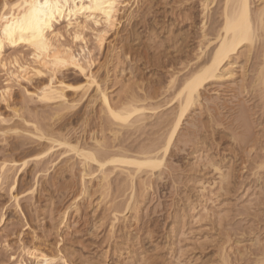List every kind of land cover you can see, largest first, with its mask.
<instances>
[{
	"label": "rangeland",
	"instance_id": "rangeland-1",
	"mask_svg": "<svg viewBox=\"0 0 264 264\" xmlns=\"http://www.w3.org/2000/svg\"><path fill=\"white\" fill-rule=\"evenodd\" d=\"M139 1L131 2L125 11L128 19L117 26L119 30L110 32L106 43L114 46L111 54L105 56L106 52L94 48L90 32L87 38L97 63L95 71L108 59L105 71L108 69L110 82L106 88L115 104L136 96L142 100L149 94L152 99L142 104L156 107L154 115L147 114L143 122L135 117L131 124L119 127L101 112L99 102L93 108L82 101L73 103L61 116H35L25 108L22 88L32 90L25 82L22 88H13L17 113L44 134L66 126L70 143L90 151L97 150L94 139L103 140L109 151L119 149L130 155H137L142 146L152 142L163 144L177 110L173 99L184 75L175 85L169 81L183 67L181 62L191 60L197 51L202 0L184 4L177 0ZM15 2L7 1L6 9ZM254 2L255 9L261 8V1ZM209 4L208 32L220 23L223 0H209ZM2 7L0 0V11ZM258 45L257 50L250 54L245 50L233 61L231 78L203 91L200 104L189 112L177 136L183 141L177 145L183 151L173 146L161 167L162 179H149L144 190L136 188L131 204L137 208L121 213L112 233L111 211H124L129 197L123 176L112 174L109 189L103 193L92 166L93 178L84 186L79 161L69 149V161L60 158L64 151L60 149L44 165L36 166L34 160L44 153L46 144L33 141L27 135L35 132L33 128L23 126L14 118L16 113L0 101L3 116L16 120L0 126L6 137L4 141L0 136V148L6 146L0 159L30 162L20 176L18 205L8 193L11 179L0 190V216L6 218L0 227V264H35L22 251V247L33 246L60 249L69 264H221L224 256L231 264H258L259 258L264 264V101L254 85L263 61L262 43ZM105 71L98 76L102 84ZM3 73L0 70V88L7 79ZM62 77L70 85L84 82L71 71ZM253 87L257 91L253 92ZM35 102L30 105H39L40 112L47 110ZM141 177L145 179L146 174Z\"/></svg>",
	"mask_w": 264,
	"mask_h": 264
},
{
	"label": "bare ground",
	"instance_id": "bare-ground-1",
	"mask_svg": "<svg viewBox=\"0 0 264 264\" xmlns=\"http://www.w3.org/2000/svg\"><path fill=\"white\" fill-rule=\"evenodd\" d=\"M7 1L9 0H3V7L0 11V70L4 72V75H7L5 87L0 88V101L7 109L18 115L16 117V114H14V118H19L18 120L23 126L33 128L34 133H26L31 135L33 141L46 144L44 153L38 155L37 159L34 160L37 161L35 162L36 166L41 163L44 165L60 149H64L60 154V158L63 160L68 158L67 161H69L67 151L69 149V151L75 152L79 161L80 179L84 186L86 180L93 178V167L96 168L98 173V187L103 193H106L107 188L109 189L112 174L119 173L123 176L122 183L126 187L125 189L122 184L123 190L125 189V192L129 191V197L124 211L122 209V212L119 210L114 211V209L113 212L111 211L110 233H112L116 222L120 220L121 213L133 211L135 207L137 208L136 205L131 204L136 188L140 186V189L143 188L144 190L149 179L160 180L164 176L161 167H163L166 158L172 152L173 146H176L177 150L180 149L178 144L182 140L177 139V136L189 112L197 104H200L203 91L215 83H222L231 78L233 76V65L235 64L233 61L237 60L245 50L249 54L257 50L259 48L258 44L261 43L263 61L258 71H256L254 85L259 90L261 100L264 101V41L262 42L264 40V0H257V2L261 1V8L258 9H255V0H223L219 14L220 23H216L217 27L210 28V32H208L207 27V14L210 11V4L209 0H202L201 13L203 20L200 27L201 40H199L200 43L196 48L197 51L191 60L181 62L180 65H183V67L180 70L177 69L178 71L172 74L171 81H169V85H175L174 82L178 77L184 75L180 81L179 91L177 90L178 93L176 92L177 95L175 94L173 99L176 102L177 110L175 116H173V122L169 124V130L166 131L167 137L164 143L161 142V145H159L156 144L158 141L155 140L157 142H152V144H148L149 146L146 145L145 147L143 144L142 147L144 148L139 149L137 155H130L119 149L117 151L113 149L116 152L109 151L110 148L104 147L105 144L102 145L103 140L94 139L97 150L95 148L92 151H98L99 155H96L90 151L91 149H85L84 146L82 148L79 143L72 145L68 138L70 132L66 126L56 131L50 129L51 133L44 134L36 124L22 118L15 108L17 103L15 104L13 100V88L16 86L22 88L24 82L32 88V90H29L25 86L22 89L24 96L27 98L24 100L26 104V107H24L28 109L27 112L35 116H42L43 113H47L52 117L61 116L73 106V103L82 101H88L93 108L99 102L101 112L106 114L112 120H110L111 122L120 125L119 127H122L121 124L123 126H125L124 124H131V119L133 120L135 117L140 118H138V122H143L147 118V114L154 115L156 107H148L147 104H142V102L152 99L149 94L142 96V100L137 99L138 96H136L129 101L126 100V102L121 99L118 102L119 105L115 104L106 88V85L110 82L108 69L105 71L108 59L106 58V61L102 62L95 71L97 63L87 38V33L90 32L95 41L94 48L98 49L99 53L106 52L105 56H108L114 49L113 45L106 43L110 32L116 28L118 29L117 26L123 22L122 20L125 17L128 19L125 11H128L130 5H132L131 2L139 4L140 1L115 0V7L108 9L107 14H105L104 9L100 11L89 10L90 5L95 8L97 0H59L60 7L49 10L46 16L39 15L38 12L29 7L33 3H43V0H17L10 9L7 8L8 10L6 9ZM177 1L178 4H184L189 0ZM50 2L56 3V0H50ZM101 2L107 5L111 0H101ZM37 17L39 23H37ZM34 34L38 37L34 44L23 42L30 40ZM8 51H12L14 54L8 56ZM22 52H24V56ZM25 54L27 58H25ZM102 70L106 72L103 76L104 86L102 80H98ZM70 71L83 79V84L78 86L67 84L62 76ZM257 89L254 88L252 91H257ZM33 101L41 103L42 107L48 111L41 110L42 112H40L37 107L39 105H30ZM139 103L142 105H139ZM262 107L264 106L262 105ZM14 121L16 120L7 118L0 112V126H9ZM114 123L111 125L115 126ZM50 127L52 128V126ZM4 134L5 132L0 130V136L3 140L6 138L3 137ZM113 134L115 138L118 136L116 131ZM5 147L0 148V154L6 150ZM179 151H183V149ZM67 161L65 160V162ZM29 163L27 161L19 163L14 160L1 161L0 159V190L11 179L8 193L17 205L20 198L17 194L20 176L26 171ZM70 165H67L66 168L73 172ZM141 174H146V178L143 179L144 177H141ZM121 175L119 176L121 177ZM84 186L83 192L86 193L87 188H84ZM5 221V214H2L0 216V227ZM22 251H25L35 264H69L60 249L45 250L33 246L27 249L22 247ZM11 260L15 261L16 259L11 257ZM258 260H260L258 264H261V259ZM221 264L231 263L224 256Z\"/></svg>",
	"mask_w": 264,
	"mask_h": 264
},
{
	"label": "snow or ice",
	"instance_id": "snow-or-ice-1",
	"mask_svg": "<svg viewBox=\"0 0 264 264\" xmlns=\"http://www.w3.org/2000/svg\"><path fill=\"white\" fill-rule=\"evenodd\" d=\"M35 12H38L41 16H46L49 10L58 9L60 7L59 0H56V3L50 2V0H43V3H33L29 5ZM115 7V0H111L110 3L105 5L101 2V0H97V4L95 8L91 5L89 6L90 11H100L101 9L105 10V14H107L108 9H112ZM37 23H39V19L37 17ZM38 37L34 34L30 40L23 41L24 43L34 44L37 41ZM42 39V37H40ZM79 39V37H77Z\"/></svg>",
	"mask_w": 264,
	"mask_h": 264
}]
</instances>
